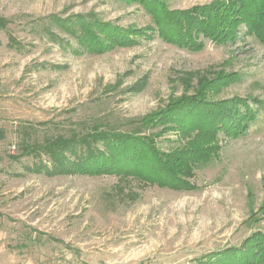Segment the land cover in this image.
I'll return each instance as SVG.
<instances>
[{"label": "rangeland", "instance_id": "374dc122", "mask_svg": "<svg viewBox=\"0 0 264 264\" xmlns=\"http://www.w3.org/2000/svg\"><path fill=\"white\" fill-rule=\"evenodd\" d=\"M165 1L185 9L214 0ZM88 13L120 26L152 24L127 0H0V17L9 20L0 30V264H196L207 252L264 233L263 108L246 134H219L217 155L192 171L193 189L115 174L32 173L24 169L30 157H11L22 125L39 138L94 119L118 130L142 128L145 115L205 86L208 101L264 103V45L251 36L205 39L193 51L154 35L73 54L30 30L52 14ZM9 36L20 45H8ZM182 141L170 131L155 136L163 150Z\"/></svg>", "mask_w": 264, "mask_h": 264}, {"label": "trees", "instance_id": "16d2710c", "mask_svg": "<svg viewBox=\"0 0 264 264\" xmlns=\"http://www.w3.org/2000/svg\"><path fill=\"white\" fill-rule=\"evenodd\" d=\"M127 1L139 4L150 15L152 24L120 26L93 13L66 18L52 14L43 18L41 28L33 23L30 30L36 36L45 34L60 49L73 54L130 46L154 35L193 51L201 49L205 39L221 44L233 42L239 36H251L264 45V0H214L185 9L169 8L165 0ZM8 23L7 18L0 17V30ZM8 45L20 44L9 36ZM228 77L221 75L218 85L224 84ZM200 89L171 98L163 108L140 120L142 128L161 126L157 133H143L141 127L118 130L109 122L94 119L39 138L31 124L22 125L17 133V152L11 157H30L31 162L24 169L32 173L115 174L174 190L193 189L192 171L217 155L219 134L231 138L246 134L260 109H264L263 101L257 98L208 101L205 98L208 86ZM168 131L183 141L163 150L155 142V136ZM195 260L196 264H264V233L254 231L239 245L207 252Z\"/></svg>", "mask_w": 264, "mask_h": 264}]
</instances>
